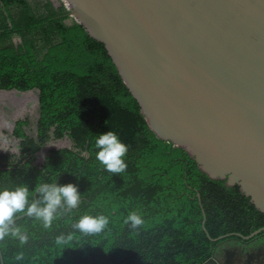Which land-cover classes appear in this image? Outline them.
I'll return each instance as SVG.
<instances>
[{
  "label": "trees",
  "instance_id": "16d2710c",
  "mask_svg": "<svg viewBox=\"0 0 264 264\" xmlns=\"http://www.w3.org/2000/svg\"><path fill=\"white\" fill-rule=\"evenodd\" d=\"M69 20L52 0H0V90H38L39 98L36 135L26 131L27 117L17 120L19 153L0 154V192L23 184L31 202L37 183H71L81 195L48 228L34 217L15 221L27 243L6 235L4 264H204L217 244L208 235L264 227V213L239 186L211 179L185 149L155 134L105 45ZM108 131L128 148L119 175L96 160L95 136ZM132 212L144 221L135 230L124 222ZM84 215L109 224L81 235L72 224Z\"/></svg>",
  "mask_w": 264,
  "mask_h": 264
},
{
  "label": "water",
  "instance_id": "95a60500",
  "mask_svg": "<svg viewBox=\"0 0 264 264\" xmlns=\"http://www.w3.org/2000/svg\"><path fill=\"white\" fill-rule=\"evenodd\" d=\"M52 1L105 45L155 134L264 213V0Z\"/></svg>",
  "mask_w": 264,
  "mask_h": 264
},
{
  "label": "clouds",
  "instance_id": "9594fccd",
  "mask_svg": "<svg viewBox=\"0 0 264 264\" xmlns=\"http://www.w3.org/2000/svg\"><path fill=\"white\" fill-rule=\"evenodd\" d=\"M96 160L99 161L104 169L114 175L123 173L127 164L124 157L128 152L127 146L122 143L113 131L95 136ZM79 179V177H77ZM39 180V178H38ZM34 192L38 198L29 202V189L21 184L14 190H3L0 192V240L11 233L18 236L21 243H27V235L21 234L20 229L14 227V217L17 213H25L28 217H34L43 222V226H51L55 214L63 209L70 212L76 209L81 202V195L75 185L69 183L60 186L57 183L49 184L37 183ZM125 224L135 230L143 225L144 221L136 212L130 213ZM109 224V219L104 215L91 216L84 215L72 224V228L81 235H97L102 233ZM72 239V235L67 237L61 235L56 238V244L61 245ZM22 257H17L21 259Z\"/></svg>",
  "mask_w": 264,
  "mask_h": 264
},
{
  "label": "rangeland",
  "instance_id": "374dc122",
  "mask_svg": "<svg viewBox=\"0 0 264 264\" xmlns=\"http://www.w3.org/2000/svg\"><path fill=\"white\" fill-rule=\"evenodd\" d=\"M27 117L29 135H36L39 118L38 91L17 92L0 90V154L18 155L19 140L12 135L14 123Z\"/></svg>",
  "mask_w": 264,
  "mask_h": 264
},
{
  "label": "flooded vegetation",
  "instance_id": "af4514ba",
  "mask_svg": "<svg viewBox=\"0 0 264 264\" xmlns=\"http://www.w3.org/2000/svg\"><path fill=\"white\" fill-rule=\"evenodd\" d=\"M216 243L208 259L214 257L215 264H264V232L250 240L229 237Z\"/></svg>",
  "mask_w": 264,
  "mask_h": 264
}]
</instances>
